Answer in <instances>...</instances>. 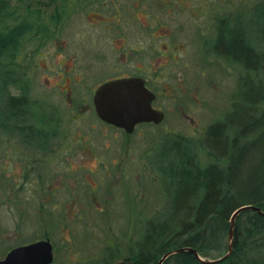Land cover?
<instances>
[{"label":"rangeland","instance_id":"374dc122","mask_svg":"<svg viewBox=\"0 0 264 264\" xmlns=\"http://www.w3.org/2000/svg\"><path fill=\"white\" fill-rule=\"evenodd\" d=\"M6 1L17 14L25 11L18 1ZM28 1L46 23L64 12L47 36L23 43L16 62L31 98L61 111L66 135L55 137L47 152L23 148L13 134L0 143V259L14 246L45 237L50 264H86L110 254L115 264L144 221L166 204L145 152L167 132L202 140L206 126L228 111L243 74L199 52L202 39L213 35V17L231 5L242 8L234 12L260 48L264 29L254 30L253 14L263 0H157V9L141 0L142 13L131 10L129 0L115 2L118 13L97 0ZM92 13L118 15L120 24L103 34ZM125 75L144 78L155 95L152 107L163 113L158 124L137 125L127 137L100 122L91 105L99 83ZM225 248L220 232L202 259L217 258Z\"/></svg>","mask_w":264,"mask_h":264},{"label":"trees","instance_id":"16d2710c","mask_svg":"<svg viewBox=\"0 0 264 264\" xmlns=\"http://www.w3.org/2000/svg\"><path fill=\"white\" fill-rule=\"evenodd\" d=\"M16 1L24 6L23 13L0 0V143L13 134L23 148L47 152L55 137L66 135V120L57 106L31 98L16 57L26 40L46 35L64 12H55L46 23L28 0ZM230 7L213 17V35L202 39L199 49L242 69L229 109L206 126L202 140L167 132L145 152L166 204L159 216L144 221L127 256L115 264H157L166 253L160 264H204L189 251L174 250L192 248L206 258L216 235L221 232L226 238L233 210L249 204L264 212V36L260 48L252 44L241 14H235L242 8ZM254 10V30L260 34L264 0ZM121 132L124 137L130 134ZM114 259L110 254L86 264H110ZM210 264H264V217L253 210L239 212L232 224L230 253Z\"/></svg>","mask_w":264,"mask_h":264},{"label":"water","instance_id":"95a60500","mask_svg":"<svg viewBox=\"0 0 264 264\" xmlns=\"http://www.w3.org/2000/svg\"><path fill=\"white\" fill-rule=\"evenodd\" d=\"M154 94L145 86L139 76L113 78L98 84L91 95V103L95 116L101 122L126 133H131L134 127L141 123L158 124L163 113L152 107ZM244 210H253L264 217V212L253 205H241L229 216V227L226 235V251L215 259H202L195 249L178 248L174 252L189 251L204 264H210L225 258L231 250L232 224L235 216ZM170 253L163 254L157 264H160ZM52 247L47 238L38 239L9 249L0 264H50L52 262Z\"/></svg>","mask_w":264,"mask_h":264},{"label":"flooded vegetation","instance_id":"af4514ba","mask_svg":"<svg viewBox=\"0 0 264 264\" xmlns=\"http://www.w3.org/2000/svg\"><path fill=\"white\" fill-rule=\"evenodd\" d=\"M117 0H97V2H98V4L99 5H101V7L100 8H102L103 6H104V4H106V2H108V4L111 6V9H112V11L113 12H115V13H118V11H120V9H119V4H116L115 2H116ZM175 2H176V0H174ZM164 4H167V2L165 1V0H163L162 1ZM141 3V0H129V6L132 8L131 10H133V11H135L136 10V8H138V10L137 11H139V12H143V11H145V8L144 7H141L142 6V4H140ZM150 3H151V5L154 7V9H157V7L159 6V4H158V1L157 0H151L150 1ZM121 4V3H120ZM163 5V4H162ZM172 5L173 6H175L176 4H174V3H172ZM207 7H208V9H209V6L207 5ZM127 10V9H126ZM225 11V10H224ZM92 16H94V21H95V24L97 25V26H99V28H100V30H101V32L103 33V34H105L106 32H108L109 31V28L110 27H117L120 23L118 22V15H113V14H110V15H108V16H106V15H103V14H100V13H96V14H93L92 13ZM110 17V18H109ZM104 36H106V35H104ZM119 77H121V76H119ZM119 77H115V78H119ZM122 77H127V75H125V76H122ZM142 78V77H141ZM110 79H112V78H110ZM143 79V82H144V86L149 90V91H151L149 88H148V86H147V84H146V80L144 79V78H142ZM104 81H106V80H104ZM103 82V81H102ZM100 84V83H99ZM93 92V91H92ZM152 92V91H151ZM153 93V92H152ZM154 99H155V95H154ZM154 99H153V101H154ZM152 101V102H153ZM152 102H151V104H152ZM91 105H92V103H91ZM93 109V108H92ZM103 123V122H102Z\"/></svg>","mask_w":264,"mask_h":264}]
</instances>
